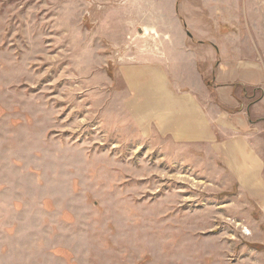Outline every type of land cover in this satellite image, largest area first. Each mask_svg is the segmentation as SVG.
<instances>
[{
  "label": "rangeland",
  "instance_id": "1",
  "mask_svg": "<svg viewBox=\"0 0 264 264\" xmlns=\"http://www.w3.org/2000/svg\"><path fill=\"white\" fill-rule=\"evenodd\" d=\"M136 4L0 0V264H264V210L140 137L119 76L168 41L264 66V0Z\"/></svg>",
  "mask_w": 264,
  "mask_h": 264
},
{
  "label": "crops",
  "instance_id": "2",
  "mask_svg": "<svg viewBox=\"0 0 264 264\" xmlns=\"http://www.w3.org/2000/svg\"><path fill=\"white\" fill-rule=\"evenodd\" d=\"M152 2L137 0L142 16H154L144 9ZM251 46L257 49L168 41L146 53L147 61L122 65L119 76L140 137L188 150L181 161L195 158L201 176L217 172L219 187H235L264 210V66ZM202 63L215 65L211 83L201 78Z\"/></svg>",
  "mask_w": 264,
  "mask_h": 264
},
{
  "label": "trees",
  "instance_id": "3",
  "mask_svg": "<svg viewBox=\"0 0 264 264\" xmlns=\"http://www.w3.org/2000/svg\"><path fill=\"white\" fill-rule=\"evenodd\" d=\"M180 21L183 23V20H182V19H180ZM184 27H185V26H184ZM229 31H230V30H229L228 28H226V27H225V28L223 27V28L221 29V32H222V33H229Z\"/></svg>",
  "mask_w": 264,
  "mask_h": 264
},
{
  "label": "bare ground",
  "instance_id": "4",
  "mask_svg": "<svg viewBox=\"0 0 264 264\" xmlns=\"http://www.w3.org/2000/svg\"><path fill=\"white\" fill-rule=\"evenodd\" d=\"M146 31V30H145Z\"/></svg>",
  "mask_w": 264,
  "mask_h": 264
}]
</instances>
